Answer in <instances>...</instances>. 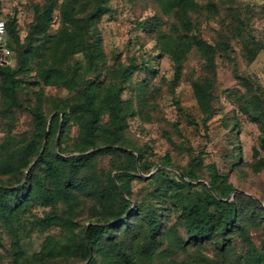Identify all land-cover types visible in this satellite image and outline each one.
Masks as SVG:
<instances>
[{"label":"rangeland","instance_id":"374dc122","mask_svg":"<svg viewBox=\"0 0 264 264\" xmlns=\"http://www.w3.org/2000/svg\"><path fill=\"white\" fill-rule=\"evenodd\" d=\"M65 1H0V13L15 23L14 54L11 52L6 64L13 68L19 66L17 52L30 49L24 54L26 62L18 74L20 94L26 106L6 108L0 79V157L4 154L1 144L6 137L13 141L26 140L36 133L31 106L41 101L49 114L54 100H67L74 95L65 84L46 85L37 74V69L44 66V59L50 54V42L65 23L62 10ZM73 1L72 13L80 17L81 22L92 7L101 4L103 12L99 10L89 20L87 29H82L86 50L72 55L70 73L77 70V76L97 79L108 85L123 82L133 70L123 82L122 98L129 110L123 138L126 144L142 149L143 161L150 167L146 175L158 177L153 181L139 178L131 181L133 198L142 205V210L146 212L157 203L152 192L165 177L160 169L165 168V173L175 178V172L187 166L190 156L199 155L201 151L204 154L198 169L203 178L198 183L208 185L212 173L210 166L214 163L236 187L230 198L240 192V203L249 204L252 198L264 207V168L255 170L252 166L254 151L259 149L264 154L260 145L264 113L259 118L251 116L255 109L264 111V0H196L204 5L212 2L217 7L214 12L200 9L191 14L198 26L190 33L206 40L215 51V109L208 130L202 123L192 84L207 74L205 59L193 45L184 61L181 79L173 88L174 63L171 55L161 50L159 34L169 31L171 22L175 21L173 14L163 12L155 0ZM49 12L51 18L46 20ZM150 16H158L160 24H153L154 28L150 24L136 26L138 21ZM43 40L47 41V48H42L45 51L34 50ZM94 45L99 46L96 52ZM249 47L259 49L252 59L247 51ZM124 68L127 69L125 76L122 75ZM176 101L182 110L177 108ZM54 114L51 113L49 119ZM108 119L105 114L103 123ZM175 122L179 123L178 129ZM61 130L62 127L52 135L55 149L59 151L62 139L61 145L66 151L62 154H77L69 153L79 144V125L70 120L66 129ZM86 152H92V149ZM167 153L171 155L172 166L162 162ZM123 159L125 156L115 153L98 154L93 163L94 171L102 175ZM16 179L0 174V185H11ZM42 203L7 224L3 223L0 214V264H83L86 254L82 250L47 260L49 249L68 243L71 237H81L83 225L90 219L104 218L106 215L101 212L107 210L86 195L73 196L67 202ZM179 212L176 209L167 211L169 226L176 221ZM48 213L56 217L42 221ZM250 216L247 240L235 234L227 264L253 252L264 255V224L259 223L255 215L250 213ZM118 232L119 243L111 253V264H220L222 260L221 251L213 242L189 245L186 250H181L177 238L168 233L156 239L148 249L143 247L148 243L146 234H140L137 228L128 237L123 231ZM178 235L184 236L180 225ZM119 247L127 250L131 260L122 255Z\"/></svg>","mask_w":264,"mask_h":264},{"label":"trees","instance_id":"16d2710c","mask_svg":"<svg viewBox=\"0 0 264 264\" xmlns=\"http://www.w3.org/2000/svg\"><path fill=\"white\" fill-rule=\"evenodd\" d=\"M155 1L163 12L173 14L175 18V21L171 22L169 31H160L158 38L162 52L170 54L174 63L173 88L181 79L184 61L193 45L199 49L205 59L207 74L195 79L192 84L202 113V123L208 130L215 109L213 104L215 51L206 40L196 37V33H190L198 26L191 14L200 9L214 12L217 7L215 3L204 5L196 0ZM101 6L100 4L92 7L81 22L80 17L72 13L75 7L74 1L64 2L62 10L65 23L50 42L51 50L48 48L50 54L44 59V66L37 69V74L46 85L65 84L74 91V95L67 100H54L49 114L46 113L41 101L31 106L37 128L33 137L15 141L6 137L1 144L4 154L0 157V174L17 178L11 185H0V214L3 223L7 224L11 219L30 212L35 206L42 205V202L55 204L70 201L73 196L86 195L91 196L107 210L105 213L101 212L106 216L96 220L90 219L84 224L81 237H71L68 243L59 247L52 246L47 260L70 256L71 253L82 250L86 254L83 264H111V253L116 250L119 243L118 231H123L124 236L128 237L137 228L140 234L145 233L148 239V243L143 247L151 249L156 239L172 233L177 238L181 250H186L189 245L216 243L222 256L220 264H227L233 237L238 233L243 240H247L245 237L248 234V223L251 221L250 213L255 215L259 223L264 224V207L252 198L249 204L240 203L238 198L240 192L230 198V193L236 187L226 175L217 170L214 163L210 166L212 173L208 185L198 183L203 178L198 169V164L203 160L204 151H201L199 155H191L187 166L179 169L178 172L171 170L176 173L175 178L167 175L165 168H161L160 173L165 177L152 192L157 203L146 212L142 210V205L133 198L131 181L133 178L153 181L158 177L146 175L150 167L143 161L142 149L126 144L123 138L129 111L122 98L123 82L130 77L133 70L125 76L127 69H122L124 81L108 85L97 79L77 76V70L71 73L69 71L72 55L77 51L86 50L81 36L82 29H87L89 20L94 18L99 10L103 12ZM49 16L50 12L47 13L46 20H50ZM5 21L8 35L4 39V44L14 54L12 40L15 23L12 19L5 18ZM160 22L158 16H150L138 21L136 26L140 28L150 24L153 27V24ZM94 46L93 50L96 52L99 46ZM36 48L34 50L45 51L42 48H47V41L43 40ZM26 50L30 51V49ZM26 50L17 52L19 66L15 68L9 63L0 62L1 90L4 105L9 110L26 106L20 94L21 80L18 77L20 68L26 62L24 56ZM258 50V47L247 48L251 59L257 55ZM98 54L100 56V53ZM38 99H41V96ZM176 106L182 110L178 101ZM51 113L55 114L49 119ZM262 113L263 110L255 109L251 116L259 118ZM105 114H108L109 119L103 123ZM70 120H75L79 125V144L76 150L69 153L78 152L77 154L66 156L62 154L66 152L61 145L62 139L58 151L55 149L56 142H53L52 135L60 127H62L61 131H64ZM175 127L179 128L178 122H175ZM260 145L264 149V133ZM89 149H92V152H86ZM101 153H115L117 156H125V159L101 175L93 168L95 157ZM162 162L172 166L171 155L167 153ZM252 166L255 170L264 168V154L259 149L254 151ZM185 191L187 192L184 193ZM253 202L255 203L252 205ZM171 209L180 212L177 213L176 221L169 226L167 211ZM54 217L55 214L48 213L41 220ZM179 225L184 229L183 237L178 235ZM138 227L143 228L144 231ZM118 250L131 260L126 249L119 247ZM263 262L264 255L253 252L245 258L240 256L229 264Z\"/></svg>","mask_w":264,"mask_h":264},{"label":"built area","instance_id":"2783aa9c","mask_svg":"<svg viewBox=\"0 0 264 264\" xmlns=\"http://www.w3.org/2000/svg\"><path fill=\"white\" fill-rule=\"evenodd\" d=\"M7 35V24L4 15L0 13V62L4 64H6L11 57V50L4 44V39Z\"/></svg>","mask_w":264,"mask_h":264}]
</instances>
